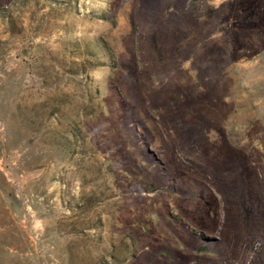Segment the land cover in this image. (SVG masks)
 Returning a JSON list of instances; mask_svg holds the SVG:
<instances>
[{
	"label": "rangeland",
	"instance_id": "obj_1",
	"mask_svg": "<svg viewBox=\"0 0 264 264\" xmlns=\"http://www.w3.org/2000/svg\"><path fill=\"white\" fill-rule=\"evenodd\" d=\"M0 264H264V0H0Z\"/></svg>",
	"mask_w": 264,
	"mask_h": 264
}]
</instances>
